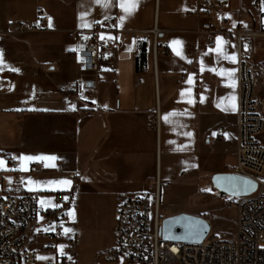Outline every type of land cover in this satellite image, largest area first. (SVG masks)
I'll return each instance as SVG.
<instances>
[{"label": "crops", "instance_id": "0c3cea01", "mask_svg": "<svg viewBox=\"0 0 264 264\" xmlns=\"http://www.w3.org/2000/svg\"><path fill=\"white\" fill-rule=\"evenodd\" d=\"M121 2L108 0L104 7L96 0H0V158L9 169L0 170V196L35 197L42 213L36 218L28 247L38 257L47 258L43 264L57 255L45 251L42 235L57 227V254H63L67 242L74 240L76 264L104 262L100 256L113 246L120 202L132 196L152 199L154 182L176 184L203 164L211 165L213 157L232 152L236 160L239 57L235 38L228 44L217 37L219 52L217 39L213 48L208 47L205 37L196 33L197 0H139L131 15L121 8ZM38 8L49 17V32L8 34L10 23L34 24ZM105 22L117 30L108 34L117 41V58L99 63L97 93L90 100L79 88L85 78L72 56L73 32ZM229 25L244 32L264 31L263 24L258 29L242 22ZM154 27L160 30L155 55L151 40L134 35ZM246 48L244 54L250 50L259 55L264 51V37L248 42ZM233 55L235 62L226 58ZM222 70L223 75L219 74ZM228 72L234 75L229 78ZM72 87L76 91L66 90ZM156 106L160 110L158 134L146 120ZM173 112L177 115L166 123L163 117ZM220 129L222 133L217 134ZM20 156L56 159L27 163L29 170L21 171L19 159H12ZM11 163L19 174L18 185ZM45 163L55 167H45ZM34 165L39 167L34 170ZM235 167L214 169L211 179L233 173ZM5 176L11 180L6 186ZM29 179L71 183L37 185ZM63 192L73 194L67 213L72 211L74 217L67 215L58 224L50 214L56 206L55 195ZM41 200L50 203L41 206ZM181 213L209 220L182 210H165L164 217ZM65 229L71 231L65 234Z\"/></svg>", "mask_w": 264, "mask_h": 264}, {"label": "built area", "instance_id": "2783aa9c", "mask_svg": "<svg viewBox=\"0 0 264 264\" xmlns=\"http://www.w3.org/2000/svg\"><path fill=\"white\" fill-rule=\"evenodd\" d=\"M224 1V0H197ZM196 33L205 37L208 47L216 45L221 36L226 43L236 40L238 50L237 79V148L234 173L257 183L251 195L236 197L225 207L235 213V231L232 237L210 236L201 243H181L164 240L161 236L163 218L160 215L158 181L153 184V198L132 196L118 204L112 231L113 246L104 251L100 258L106 264H264V63L258 65L249 56H244L247 43L264 37L263 32H244L232 29L228 19L196 18ZM111 22L95 24L89 30L74 31L73 58L84 80L79 88L93 99L97 93V73L101 61L117 58V41L108 34L117 30ZM49 18H36L27 25L23 22L10 23L9 35L49 32ZM160 30L154 27L149 32H135L137 38L151 40L153 55L156 53ZM101 36L104 39H101ZM255 73H259L262 92L255 91ZM70 92L75 88H66ZM146 120L157 134L160 128V110L156 106ZM222 129L217 130L221 134ZM39 165H34L37 169ZM12 177L19 184V174L11 163ZM67 198V199H66ZM73 199L72 192L55 195L56 205L50 216L60 224L67 219V211ZM42 209L32 195L6 194L0 196V264H37L38 252L28 247L30 234ZM60 229L42 235L45 251L56 254L54 261L47 264H76L74 256L77 244L70 240L66 251L57 254Z\"/></svg>", "mask_w": 264, "mask_h": 264}, {"label": "rangeland", "instance_id": "374dc122", "mask_svg": "<svg viewBox=\"0 0 264 264\" xmlns=\"http://www.w3.org/2000/svg\"><path fill=\"white\" fill-rule=\"evenodd\" d=\"M255 1H258V5H255ZM224 2L227 4V9L222 13L228 18L230 24L237 22L248 24V26L254 24L255 29H258L261 24L264 25V10H262L264 0H224ZM249 51L248 54L243 53L244 56H249L254 63L261 65L260 61L264 58V51H260L259 55L258 53L253 54L252 51L249 53ZM254 81L255 91L259 94L262 92L259 73H255ZM196 149L195 153H199V149ZM211 163V165L203 164L199 170L194 172V175L176 184L161 186L160 215L165 218V210L198 213L209 218L207 221L210 223V236L232 237L235 231V213L225 209L231 197L219 194L212 183L211 173L221 166L232 170L236 166V160L232 152H227L224 156L211 158ZM9 179L10 177H4V186L9 183ZM39 257L45 258L38 259L39 264H43L47 259L43 255ZM99 264L106 263L100 262Z\"/></svg>", "mask_w": 264, "mask_h": 264}, {"label": "water", "instance_id": "95a60500", "mask_svg": "<svg viewBox=\"0 0 264 264\" xmlns=\"http://www.w3.org/2000/svg\"><path fill=\"white\" fill-rule=\"evenodd\" d=\"M212 183L222 196L243 197L257 190V183L236 173L218 174ZM210 232V223L199 216L185 213L165 217L162 220L161 236L164 240L181 243H201Z\"/></svg>", "mask_w": 264, "mask_h": 264}, {"label": "snow or ice", "instance_id": "6c2138e0", "mask_svg": "<svg viewBox=\"0 0 264 264\" xmlns=\"http://www.w3.org/2000/svg\"><path fill=\"white\" fill-rule=\"evenodd\" d=\"M103 2V6L104 7H108V0H96V3H101ZM139 4V0H129V2L127 4H125L122 0L121 2V8L125 11V13L127 15H131L137 5ZM264 10V9H262ZM81 19H83V17H81ZM124 17H121V22L123 21ZM51 26V25H49ZM83 27H91L90 24H83L82 25ZM101 39H104L103 36H101ZM174 44L176 45H179L181 42L179 41H174L173 42ZM176 52H177V55H182L181 51L179 49H174ZM217 52L220 51V38H217V49H216ZM227 59H230L231 61L235 62V56H230V57H226ZM0 65H3V57H2V54H0ZM203 70V68H202ZM221 75L224 74L223 70L221 71V73H219ZM227 75L229 76V78H231L233 75H234V72H228ZM188 83L191 84L192 83V77L190 76L189 77V80H188ZM232 86L234 87L235 86V81L233 80L232 81ZM185 95L184 92H181V96ZM232 101L235 100V97H231L230 98ZM201 100H203V98H201ZM191 102V101H189ZM93 103H95V101H93ZM219 106V105H218ZM232 107V110H235V104L233 103L231 105ZM73 110H74V106H73ZM174 115H177V113H169L167 115H165L163 117L164 121L167 123V122H170V117L171 116H174ZM12 159H19L20 161V168L18 170H21V171H28V167H27V163H30V162H34V161H54L56 159V157H43V156H37V157H32V156H20L19 158H16V157H12ZM5 160L3 158H0V170H9L5 167ZM45 167H55L54 164H50V163H45L44 165ZM13 170H16V169H13ZM9 182L11 183V180L9 179ZM29 183L30 184H37V185H40V184H53V185H70L71 181H68V180H50V181H33L31 179H29ZM67 199V198H66ZM46 203H50V201H44V200H41L40 201V204L41 206L45 205ZM56 207H59V205H56ZM67 215L69 217H74V213L72 211H69L67 213ZM47 231V229H46ZM65 234H67L69 231H71L70 229H65ZM62 251V249H61ZM38 259H45L44 257H38Z\"/></svg>", "mask_w": 264, "mask_h": 264}, {"label": "bare ground", "instance_id": "6f19581e", "mask_svg": "<svg viewBox=\"0 0 264 264\" xmlns=\"http://www.w3.org/2000/svg\"><path fill=\"white\" fill-rule=\"evenodd\" d=\"M258 5V1H255ZM227 9V4L224 1H197V8L194 11L196 18H222L228 19L223 15L222 11ZM36 18H49L47 13L38 8L36 10Z\"/></svg>", "mask_w": 264, "mask_h": 264}, {"label": "trees", "instance_id": "16d2710c", "mask_svg": "<svg viewBox=\"0 0 264 264\" xmlns=\"http://www.w3.org/2000/svg\"><path fill=\"white\" fill-rule=\"evenodd\" d=\"M138 61L140 62L141 61V58H139Z\"/></svg>", "mask_w": 264, "mask_h": 264}]
</instances>
